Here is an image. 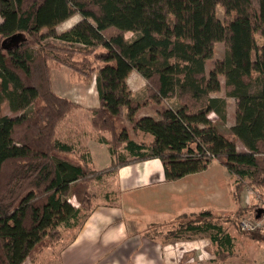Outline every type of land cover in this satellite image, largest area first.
<instances>
[{
  "label": "trees",
  "instance_id": "trees-1",
  "mask_svg": "<svg viewBox=\"0 0 264 264\" xmlns=\"http://www.w3.org/2000/svg\"><path fill=\"white\" fill-rule=\"evenodd\" d=\"M0 16V264H22L60 239V225L82 223L93 206L92 182L125 164L158 157L171 181L216 158L234 177L236 201L247 186H264V0H0ZM16 33L19 41H4ZM219 41L225 54L208 70ZM61 65L74 81L96 80L100 105L90 109L91 121L112 153L108 167L95 168L88 150L70 155L73 144L57 136L79 107L53 89L51 71ZM132 71L147 80L150 97L179 102L137 116L146 102L132 95ZM220 74L222 95L215 94ZM229 97L235 116L224 132L209 113L226 122ZM4 101L15 114L2 112ZM139 130L153 139L137 141ZM219 213L203 209L163 236L208 232L217 257L226 258L233 237ZM154 231L148 234L162 235Z\"/></svg>",
  "mask_w": 264,
  "mask_h": 264
},
{
  "label": "crops",
  "instance_id": "crops-1",
  "mask_svg": "<svg viewBox=\"0 0 264 264\" xmlns=\"http://www.w3.org/2000/svg\"><path fill=\"white\" fill-rule=\"evenodd\" d=\"M134 73L138 72L130 73L128 84ZM51 74L54 91L79 104L60 125L64 124L65 119L76 117L78 111L83 113L75 118L76 122L72 121L65 141L73 144L74 150L79 152L88 150L95 168L110 166L113 156L109 145L103 140V133L91 121L90 109L100 105L95 78L90 84L72 81V71L67 65L53 67ZM131 89L135 96L134 88ZM145 114L155 115L141 110L137 112V116ZM85 119L86 123L83 124L82 120ZM133 137L137 141L153 139L151 134L140 130L133 133ZM60 139L64 140L63 137ZM215 168L223 171V182L226 184L228 171L216 158L207 169L171 181L166 180L163 163L158 157L125 164L103 175L94 182L103 180L104 176L106 179L113 177L115 187L108 189L109 184L104 180V198L96 202L93 197V206L86 218L70 235L64 233L60 239L61 247L57 250L55 246L48 247L52 264H164L171 249L176 251V248L179 255L195 249V235L162 241L148 232L155 224L163 225L177 220L182 213L192 214L206 208L215 212L224 211L221 209L224 208L221 199L225 198V194H222V198L219 195L220 191L226 192V185L217 178L213 171ZM206 204L211 206L206 207Z\"/></svg>",
  "mask_w": 264,
  "mask_h": 264
},
{
  "label": "rangeland",
  "instance_id": "rangeland-1",
  "mask_svg": "<svg viewBox=\"0 0 264 264\" xmlns=\"http://www.w3.org/2000/svg\"><path fill=\"white\" fill-rule=\"evenodd\" d=\"M217 13L221 17H225V11L222 5H218ZM81 18L80 14H75L71 16L70 18L66 19L65 21L61 22L57 25L58 30H63L67 28L69 24L72 22H76L78 19ZM2 20V17L0 16V21ZM69 22V23H68ZM45 32L48 31V29H44ZM133 32L128 31L126 32V36H132ZM46 41H53L56 44H63V41L56 39L52 36H47ZM225 54V44L222 41H219L215 44L214 47V55L212 58L207 60V69L209 70L214 66L215 60L217 58L223 57ZM138 73H134L133 76L130 78V84L132 88H134L136 95L134 96L137 98V100L146 102V106L141 107L138 112L146 111V112H152L155 115H158V110H161L166 105H174L177 104L178 99L176 98H169L165 100L157 101L155 98L150 97L147 89V80L144 77H141ZM140 76V77H139ZM221 78V88L215 93V94H225V84H224V77L223 74H220ZM72 81H74L73 78H71ZM76 82H83L84 81H76ZM75 82V83H76ZM88 82L87 84H90ZM130 87V88H131ZM132 90V89H131ZM228 118L226 122L221 121L217 115L214 112L209 113V116L212 118L213 122L217 125V127L224 132L230 131V126L234 121L235 116V107H236V101L234 98L229 97L228 99ZM77 108V107H76ZM74 108V109H76ZM73 109V110H74ZM72 110V111H73ZM71 111V112H72ZM2 112L15 114L10 108L8 101H4L2 103ZM69 112L68 115H71L72 113ZM78 116L83 115L81 111H78ZM71 113V114H70ZM76 117H72V120L70 118H67L64 120L63 125L60 129H58L57 136L63 137L65 140V136L67 133V129L71 126V124L75 121ZM64 119V118H63ZM62 119V120H63ZM73 121V122H72ZM83 124L86 123V119L82 120ZM63 122V121H61ZM76 122V121H75ZM126 123L131 127V124H129L128 121ZM61 124V123H60ZM238 147L243 148V145L238 143ZM79 150H73L70 155L72 156H78ZM215 158L212 159V161ZM211 161V162H212ZM219 162V161H218ZM93 164V163H92ZM94 166V165H93ZM215 167V166H214ZM227 169V168H226ZM218 179H220L223 183L224 173L221 169L215 168L213 169ZM228 171V169H227ZM207 179V177H206ZM209 179V178H208ZM104 180H107V183L109 184V188L111 186L115 187V181L113 177H108L106 179V176H104L103 180L92 182L91 184V190L93 191L94 199L95 201H100L104 197L102 196L103 191V182ZM110 182V183H109ZM233 183H234V177L233 175L228 171L226 173V192L220 191V198L223 197L222 194H225V198L221 199V203L224 204V211L220 212V216H217L215 214V218L222 223L224 228L230 232V234L233 237V247L229 250L228 255L226 258L220 259L217 257L215 251L217 249V245L215 243H212L210 240V236L208 232H202L198 233L195 236L196 242L194 243L195 246H197L195 249H191V251H185L182 255L178 253L177 249L176 251L168 252L165 258L164 264L168 262L169 264L178 263V264H264V226L257 227V228H247L243 226L244 220H250L254 222V219H256V216L259 212L264 211V187L260 185H254V186H247L244 188L241 192L240 202H236L234 195H232V192H230V188L233 189ZM232 186V187H231ZM223 187V186H221ZM67 197L70 201H72L74 204H78L75 196L71 195L70 193H67ZM206 198H207V192H206ZM207 203L210 204V202L207 201ZM208 204H206L207 207ZM211 206V205H208ZM200 214L192 213L186 217L179 218V220H175L171 223L166 224H155L154 226L150 227V230H156L154 232H162L159 237L160 240L164 241L167 240L163 235L174 227L178 226L180 220L185 221L189 218L198 217ZM217 216V217H216ZM61 230V237L64 236V233L68 232L70 235V232L74 231L77 226L71 227V228H64L63 225L59 226ZM69 230V231H68ZM194 236V235H193ZM187 238V237H185ZM60 239H58L57 242L53 243L52 245L48 246H55L56 250L61 247L60 245ZM175 239V238H170ZM177 239V238H176ZM193 244V243H191ZM48 247H45L42 251H33L32 254L22 263V264H52L50 257V252ZM180 252V250H179ZM51 262V263H50Z\"/></svg>",
  "mask_w": 264,
  "mask_h": 264
},
{
  "label": "built area",
  "instance_id": "built-area-1",
  "mask_svg": "<svg viewBox=\"0 0 264 264\" xmlns=\"http://www.w3.org/2000/svg\"><path fill=\"white\" fill-rule=\"evenodd\" d=\"M243 226L247 228H257L264 226V211L261 213L260 216H256L254 222L250 220H244Z\"/></svg>",
  "mask_w": 264,
  "mask_h": 264
},
{
  "label": "water",
  "instance_id": "water-1",
  "mask_svg": "<svg viewBox=\"0 0 264 264\" xmlns=\"http://www.w3.org/2000/svg\"><path fill=\"white\" fill-rule=\"evenodd\" d=\"M21 38H22L21 33H16V34L10 36L8 39H5L4 41H5V42L8 41V42H10V43H11V42L15 43V42L19 41ZM261 213H262V212H259V213L257 214V216H260Z\"/></svg>",
  "mask_w": 264,
  "mask_h": 264
},
{
  "label": "bare ground",
  "instance_id": "bare-ground-1",
  "mask_svg": "<svg viewBox=\"0 0 264 264\" xmlns=\"http://www.w3.org/2000/svg\"><path fill=\"white\" fill-rule=\"evenodd\" d=\"M69 23V22H68Z\"/></svg>",
  "mask_w": 264,
  "mask_h": 264
}]
</instances>
